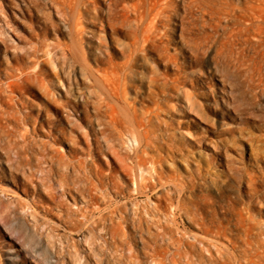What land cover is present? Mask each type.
<instances>
[{
	"label": "rangeland",
	"instance_id": "rangeland-1",
	"mask_svg": "<svg viewBox=\"0 0 264 264\" xmlns=\"http://www.w3.org/2000/svg\"><path fill=\"white\" fill-rule=\"evenodd\" d=\"M68 1L78 2L72 13ZM89 2L0 0L5 41L0 42V264H215L202 245L190 244L193 236L207 243L217 240L216 226L229 264L252 248L264 255V204L252 206L246 185L250 176L264 171V22L252 16L264 12V0H173L170 16L157 25L161 39L138 52L133 7L139 0H120V8L129 7V19L112 24L108 0ZM74 23L80 33L76 38ZM36 49L56 62L62 49L77 56L78 64L69 59L71 69L62 82L66 89L73 83V94L83 100L74 97L68 109L61 107L67 99L54 78L48 80L55 86L56 103L38 90L8 91L20 68L34 67L30 53ZM83 68L89 71L86 78ZM99 75H115L118 98L104 96ZM113 109L121 117L136 115L144 124L142 144L130 136L121 139L117 132L115 143L124 153L138 149L148 158V177L154 170L162 176L161 189L170 195L163 204L153 196L136 201L147 219L159 211L155 219L169 228L171 240L155 237L161 231L157 224L146 233L148 246L129 225L118 227L120 241L132 238L127 246L113 243L103 223L96 235L70 226L72 219L83 221L81 209L97 207L89 206L82 187L92 183L101 197L109 192V181L104 180V191L99 188L96 173L105 174L107 167L90 158L64 113L81 117L95 133ZM78 162L83 170L71 167ZM51 187L61 190L55 200ZM102 198L98 205L105 209L109 203ZM203 221H214L209 234L196 229ZM257 242L261 246H251Z\"/></svg>",
	"mask_w": 264,
	"mask_h": 264
},
{
	"label": "bare ground",
	"instance_id": "bare-ground-1",
	"mask_svg": "<svg viewBox=\"0 0 264 264\" xmlns=\"http://www.w3.org/2000/svg\"><path fill=\"white\" fill-rule=\"evenodd\" d=\"M172 1L173 0H139V3L133 7L134 14L136 16V21L138 23V30H137L138 33L136 34L133 43L134 49L136 51L139 50L140 46L143 48V50H145V48L147 47V43L151 41L156 42L161 39V37H159L160 34L157 33L159 32L157 25L158 23H161L162 18L164 16L167 17L170 16L169 10L170 8H173ZM72 3L69 4L70 5L69 9L71 13L72 11L74 12L76 8L75 5L78 2L77 1L76 3L74 2L75 5H72ZM89 3L97 4L98 0H90ZM120 5H121L120 0H108L107 12L109 16L108 19L111 22V24L114 21L115 22L120 21L122 23L128 21L129 19V13H130L129 7L123 5L120 8ZM70 11L67 12V14L70 13ZM252 13L254 20L264 22V12H260V13L252 12ZM64 16L68 17L66 15ZM249 24L253 25V22L251 21ZM77 28L78 27L76 24V26L73 27L72 30L75 38L80 34ZM2 36L3 35L0 32V42L4 44L5 41ZM69 48L70 46L68 47V49ZM72 48L71 50L74 51ZM72 51H69L67 49H62V53H63L62 57L59 62H56V60H54L49 54L44 52L43 54H40L39 51H37L36 49V51L30 53L32 58L35 59L33 62L34 67L20 68L18 72L14 74L15 80L7 85L8 91H10L11 94H13L16 89L18 90L20 89L23 91L24 90L31 91L32 89H34V90H38L42 94V96L49 102L56 103L57 98L55 93V86L51 85V83L48 80L50 78L52 79L54 78L59 82L60 89L62 91L61 97L64 96V98L67 99L66 104L65 105L61 104L62 105L61 107H63L64 109H68L70 105L73 103L72 98L74 97L78 98L79 100L81 99L83 100L82 95L77 96L76 92H74V94L76 95L73 94V89L71 88L73 87V83L72 85H70L69 89L68 88L66 89L62 82L63 75L69 70L68 69L70 67L69 62L71 60L74 61L73 63L77 62V58H76L77 56ZM135 53L133 51L131 54H129L128 56L129 61H133ZM170 59L172 58L170 57ZM40 66H47L50 69L48 74L43 73L42 71L36 69ZM81 71H82L81 74L82 78L83 77L86 78L87 76L86 74H88L89 71L87 72L85 68H83ZM97 80L98 83L100 84L99 87H101L100 88L101 91L105 94L104 95L105 97L110 96L112 98L113 97L118 98L117 97L119 96V89L117 86L118 79L117 78L115 79V75L114 77H112V75L111 76L99 75ZM75 81L76 79L75 77H73L72 82ZM188 105L192 110L195 109L194 102L190 101ZM132 116L133 117L127 114L125 117L124 116L121 117L117 114V111L113 109L112 112L109 113L107 121L105 123L100 121V123L98 124L99 130L95 133H92L91 130H88L87 128L84 127V125L82 124L84 121L81 117L75 118L70 113H68V111L64 113L63 116L64 120L67 122L68 126L74 132H76L79 138L85 143L90 158L91 159L96 158V160H100L104 162L105 166L107 167L105 174L96 173V176L99 179L98 180L99 188L103 190L106 186L104 180L107 179L109 181L107 183L109 192L105 191V193L102 194L103 198L108 200L109 203L107 205L108 207L105 209H101L100 206L98 205V203H100L99 201L101 200L100 198L102 196L99 197L98 193L93 192V188L91 186L92 183L91 184L87 183V185H84L83 187L81 186L84 189V191L88 193L89 206H91L92 204L97 207L96 209H92V211H89L88 209L86 210L81 209L80 212L83 221H79V220L74 221L72 219L70 226L75 229H79L81 226L86 227V229L92 235H96L99 231L100 224L103 223L104 230L106 231V233L110 234L113 243H120L122 246H127L132 241V238L130 236H125L120 241V239L118 238L119 237L118 227L122 224L129 225L133 229L140 231L141 234L139 241H142L143 246H148L144 240L146 238V233H148L152 229V225L157 224L158 229H161L160 232H157L155 237L158 238L160 237L161 240L163 241H165L166 238L168 240H171V238L167 236L169 234V228L163 224H160V221L155 219V216L159 214V211H157L156 214L155 213L151 214L153 216L151 220L147 219L143 214L144 209L142 207V204L138 203V201L136 200L143 196H147V197L149 196V198L150 196H153L154 198L157 199L158 203L161 205L170 195H169V190L162 191L161 188L165 187V185L162 183V176L156 170H154L152 177L147 176L145 167L149 162V160L147 157H145L143 153H140L138 149L137 151L135 150L133 155H131L130 153H124L121 149L117 147L115 143L116 140L115 132H117L119 134V138L121 139L130 136L134 139V142H138L139 145L142 144L143 136H144L143 133L144 124L136 117V115H132ZM58 140L60 141L61 139ZM152 162L154 163L155 160ZM71 167L73 168V170H80L82 169V162L73 164L71 165ZM84 170H86V168ZM260 173L263 174L257 175L255 177L250 176V178L246 182L248 189L247 195L254 208L255 207L257 208V206L254 204H259V205L264 204V187L262 186V184H264V176H263L264 171H261ZM61 181L63 182V180ZM120 181L123 182L122 184H126L125 187L126 190L124 186L120 185ZM130 184L134 186V189H129V187H127ZM62 186L63 185L59 184L60 188H62ZM259 186H262L263 188L259 189ZM51 188L53 190V191L51 190L52 193L54 192L52 197L55 200L57 199L58 194L61 193V190L60 188L58 190L53 187ZM124 191L126 192L124 193ZM109 195H111L112 197L111 196L109 197ZM147 213L149 214L148 211ZM69 216H71V214ZM98 216L99 218H97ZM68 218L71 219L72 217H68ZM109 222L111 226H108ZM212 222L213 223L208 224L207 222L203 221L202 224L203 227L201 225V228L200 227L199 228L195 227V228L198 229L203 234H209L210 232H212V227H214L212 226L214 224V221ZM215 229H216L215 237L217 240H219L222 237L221 236L222 233L220 232L218 226H216ZM263 235H264V231H263ZM193 240L194 243L190 244V246H197V243L202 245L203 248L209 253L210 257L214 259L213 261L215 262V264H229L228 260L225 257V254L221 251L223 248H221L222 245L218 243L219 241L215 240V241H211V243H207L201 240L200 238H198L197 236H193ZM179 243L182 242L180 241ZM234 244L235 243L233 241L231 240L228 241V245L234 246ZM212 246L218 251L217 256L213 254V251L211 250ZM251 246H261V245L259 242H257L256 245H251ZM158 255L159 254L155 253L154 251L153 256L157 257ZM221 255L223 256L222 259L220 257ZM235 263L264 264V255L260 252L259 248H252L247 256L245 257L241 256L235 259Z\"/></svg>",
	"mask_w": 264,
	"mask_h": 264
}]
</instances>
